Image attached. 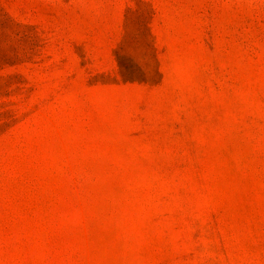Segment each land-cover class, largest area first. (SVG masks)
Wrapping results in <instances>:
<instances>
[{"label":"rangeland","instance_id":"obj_1","mask_svg":"<svg viewBox=\"0 0 264 264\" xmlns=\"http://www.w3.org/2000/svg\"><path fill=\"white\" fill-rule=\"evenodd\" d=\"M0 264H264V0H0Z\"/></svg>","mask_w":264,"mask_h":264}]
</instances>
